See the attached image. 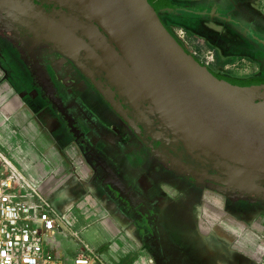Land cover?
I'll use <instances>...</instances> for the list:
<instances>
[{
    "label": "flooded vegetation",
    "instance_id": "1",
    "mask_svg": "<svg viewBox=\"0 0 264 264\" xmlns=\"http://www.w3.org/2000/svg\"><path fill=\"white\" fill-rule=\"evenodd\" d=\"M262 2L169 0L159 16L174 34L179 28L208 38L216 52L210 66L215 73L251 80L264 78ZM233 46L239 53L227 54ZM7 47L29 68L40 99L37 119L63 129L89 166L90 195L153 264H217L212 246L193 232L202 207L213 199L236 221L264 211V191L234 185L210 164L190 158L178 141L153 129L162 128L158 122L147 127L121 111L63 45L0 15V53ZM230 59L246 60L252 73L231 76L221 67Z\"/></svg>",
    "mask_w": 264,
    "mask_h": 264
},
{
    "label": "water",
    "instance_id": "2",
    "mask_svg": "<svg viewBox=\"0 0 264 264\" xmlns=\"http://www.w3.org/2000/svg\"><path fill=\"white\" fill-rule=\"evenodd\" d=\"M169 0H0V15L55 39L125 114L237 186L264 191V78L226 79L159 16Z\"/></svg>",
    "mask_w": 264,
    "mask_h": 264
},
{
    "label": "crops",
    "instance_id": "3",
    "mask_svg": "<svg viewBox=\"0 0 264 264\" xmlns=\"http://www.w3.org/2000/svg\"><path fill=\"white\" fill-rule=\"evenodd\" d=\"M190 34L204 37L198 31ZM174 36L204 65L210 68L215 63V58L207 57V62L199 59L186 46L188 34L183 29L177 28ZM235 66L238 68L233 69ZM221 67L233 77L252 73L246 60L230 59ZM9 75L0 63V146L10 153L29 187L61 218L59 231L47 241L50 249L58 258L71 261L82 252L77 236L108 264H152L145 251L90 195L86 187L89 166L63 129L45 127L37 119L40 99L33 83L30 81V89L18 91L8 81ZM222 207L220 199L202 207L199 223L193 227L196 238L212 246L217 264H264V211L244 222L228 216Z\"/></svg>",
    "mask_w": 264,
    "mask_h": 264
},
{
    "label": "built area",
    "instance_id": "4",
    "mask_svg": "<svg viewBox=\"0 0 264 264\" xmlns=\"http://www.w3.org/2000/svg\"><path fill=\"white\" fill-rule=\"evenodd\" d=\"M61 225L60 216L29 187L0 146V264H108L77 236L82 252L71 261L58 258L47 241Z\"/></svg>",
    "mask_w": 264,
    "mask_h": 264
},
{
    "label": "rangeland",
    "instance_id": "5",
    "mask_svg": "<svg viewBox=\"0 0 264 264\" xmlns=\"http://www.w3.org/2000/svg\"><path fill=\"white\" fill-rule=\"evenodd\" d=\"M261 8L264 13V2L261 3ZM188 36L185 38L184 43L191 50L194 51L197 57L201 60L208 61L209 58L216 59V52L214 47L211 45L208 39L204 37L190 36L194 34L187 33ZM227 54H237L236 47H231ZM208 59V60H207ZM212 61V59H211ZM209 61V63H212ZM231 62V61H230ZM0 63L3 65L4 69L9 72L8 81L13 85L18 91L23 88H31V77L30 71L27 66L23 63L21 56L14 50L5 49L3 51L2 57H0ZM245 70H242L243 73ZM235 72H237L235 70ZM237 77V76H234ZM153 264V263H152Z\"/></svg>",
    "mask_w": 264,
    "mask_h": 264
},
{
    "label": "trees",
    "instance_id": "6",
    "mask_svg": "<svg viewBox=\"0 0 264 264\" xmlns=\"http://www.w3.org/2000/svg\"><path fill=\"white\" fill-rule=\"evenodd\" d=\"M199 35V34H198ZM207 39V38H206Z\"/></svg>",
    "mask_w": 264,
    "mask_h": 264
}]
</instances>
